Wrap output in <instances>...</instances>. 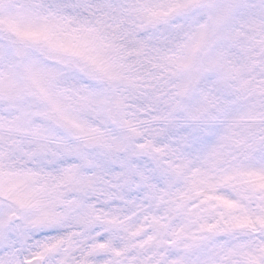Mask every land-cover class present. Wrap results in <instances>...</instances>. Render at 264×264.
<instances>
[{"label": "snow or ice", "instance_id": "obj_1", "mask_svg": "<svg viewBox=\"0 0 264 264\" xmlns=\"http://www.w3.org/2000/svg\"><path fill=\"white\" fill-rule=\"evenodd\" d=\"M0 264H264V0H0Z\"/></svg>", "mask_w": 264, "mask_h": 264}]
</instances>
